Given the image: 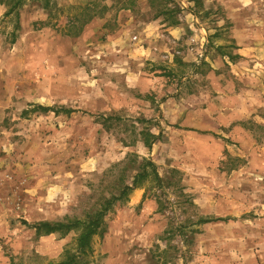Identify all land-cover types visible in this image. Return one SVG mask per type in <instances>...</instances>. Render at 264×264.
<instances>
[{"label":"rangeland","instance_id":"obj_1","mask_svg":"<svg viewBox=\"0 0 264 264\" xmlns=\"http://www.w3.org/2000/svg\"><path fill=\"white\" fill-rule=\"evenodd\" d=\"M16 1L0 0V264H57L76 233L24 222L86 219L144 159L163 183L107 215L92 264H264V0L238 1L247 56L218 1L23 0L7 16ZM87 5L98 16L70 36ZM170 21L208 31L198 64L189 42L161 52Z\"/></svg>","mask_w":264,"mask_h":264},{"label":"trees","instance_id":"obj_2","mask_svg":"<svg viewBox=\"0 0 264 264\" xmlns=\"http://www.w3.org/2000/svg\"><path fill=\"white\" fill-rule=\"evenodd\" d=\"M3 3L5 0H2ZM15 0H6L8 3H13ZM23 3V0H17L11 7L8 15H11L17 10ZM50 0H46L45 9H49ZM92 5L80 6L77 9L79 14L75 16L73 23V32L69 33L70 36H79L86 24L93 21L98 15L94 13ZM19 18V13H16ZM102 16V15H101ZM169 21V19H168ZM171 22V21H170ZM77 24H81L79 27ZM178 22H171L170 26L178 25ZM20 26L17 23L16 29ZM75 32V33H74ZM71 113V111H67ZM58 113V112H57ZM150 137L149 140H145V146L148 149H152L153 145L159 140L153 134H147ZM123 177L129 172L128 167H124ZM157 183L162 185L163 180L158 172L156 164L151 159H144V163L140 166L137 173L132 177L131 184H127L125 179L120 181V189L118 195H113L111 198L104 200L98 210L92 214H88L86 219H71L66 218L63 221L40 222L34 226L24 222L25 226H29L36 231L37 238L47 237L51 235L59 234L62 237H66L72 233H76L75 243L65 249L61 260L57 264H92V258L94 256V239L96 237L103 238L107 232V223L105 221L107 215L111 213L118 203L125 204L129 202L130 196L135 190L144 187L146 182ZM217 221L216 219H202L200 224H208Z\"/></svg>","mask_w":264,"mask_h":264},{"label":"crops","instance_id":"obj_3","mask_svg":"<svg viewBox=\"0 0 264 264\" xmlns=\"http://www.w3.org/2000/svg\"><path fill=\"white\" fill-rule=\"evenodd\" d=\"M203 1L205 2V4L214 1H218L219 3H221V5H223L227 11L229 20L239 15H246L245 13H242V11H244L243 9L238 8L240 7L238 3L239 0H203ZM233 2H236V5H234ZM240 2L243 3L244 5H248L250 0H241ZM244 21L245 22H240L239 20H236L234 18L232 20V25L230 27L231 32L233 33L232 36L233 43L237 46V48H239L237 55H241V56H247L250 49L257 45V42H255L254 40L255 37L252 35L253 33L252 30L253 27H255V25H249L246 22V20ZM160 29L153 30V32L154 35H156L155 37L161 36L166 40L165 44H163L162 47L160 46L161 52L171 53L176 46L179 47L182 43H187L188 45L189 42L190 46L188 47L185 53L179 51V54L182 55L186 54L185 56H183V62L197 63V64L200 62V60L202 59V54L198 53L199 49L197 46L198 44H200V41L201 43H203V41H205V43H208L209 33L206 29H204L202 26H198V25L189 26V24H185V23H180L175 26L162 24L160 26ZM255 30L258 31L259 29L256 28ZM191 42H194V45ZM201 47H204V44L201 45ZM151 55L154 56V54ZM206 60L212 64V60H209V58H206ZM213 61L215 62L216 60ZM142 195L143 194L139 189L135 190L133 193V197L131 199V204L134 205L140 202L142 199Z\"/></svg>","mask_w":264,"mask_h":264},{"label":"built area","instance_id":"obj_4","mask_svg":"<svg viewBox=\"0 0 264 264\" xmlns=\"http://www.w3.org/2000/svg\"><path fill=\"white\" fill-rule=\"evenodd\" d=\"M136 39H137V37L134 38V40H136Z\"/></svg>","mask_w":264,"mask_h":264}]
</instances>
